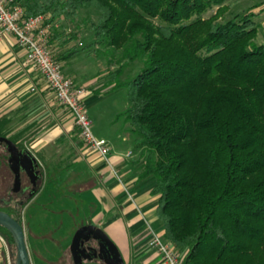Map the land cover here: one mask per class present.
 Listing matches in <instances>:
<instances>
[{
  "label": "trees",
  "instance_id": "16d2710c",
  "mask_svg": "<svg viewBox=\"0 0 264 264\" xmlns=\"http://www.w3.org/2000/svg\"><path fill=\"white\" fill-rule=\"evenodd\" d=\"M226 1H15L24 18L44 15L50 24L96 8L95 37L126 62L143 59L124 81L121 63L111 90L127 89L117 118L145 148L142 177L156 178V213L182 264H264V44L254 13L225 19ZM2 127L0 120V136L24 149ZM37 193L0 210L22 224L21 209ZM0 235L13 257L10 232L0 226ZM67 250L47 264H74Z\"/></svg>",
  "mask_w": 264,
  "mask_h": 264
},
{
  "label": "crops",
  "instance_id": "0c3cea01",
  "mask_svg": "<svg viewBox=\"0 0 264 264\" xmlns=\"http://www.w3.org/2000/svg\"><path fill=\"white\" fill-rule=\"evenodd\" d=\"M252 12L260 24L256 42L264 44V6ZM62 23L60 19L52 28L50 39L53 43L50 45L53 53L61 58L64 75L73 79L78 86L86 88L84 102L90 113V107L117 90L100 88L102 84L95 78L99 73L98 69L88 72V69L79 65L76 59L78 53L68 56L75 43L67 45L62 40L65 37ZM59 24L61 27H58ZM103 112L99 109L97 114L90 117L92 122L95 117L103 124L102 133L96 131L94 134L108 141L110 152L106 158L90 150L81 139L71 113L59 103L40 71L28 59L26 50L17 44L15 37L9 33L0 36L2 130L8 131L9 135H16L18 142L29 143V150L44 165L46 185L36 195L42 193V198L48 187L46 200H53L50 191L54 187L58 190L64 183L73 191L72 200L60 202L64 204L62 214L51 212L57 218L49 221L51 226H40L42 230H46L38 237L46 244L44 252L37 254L41 264H47L67 248L64 243L68 229L61 233L60 238L53 235L56 230L59 231L60 222H55L61 215L63 219H67L66 223L72 224L71 237L80 226L94 224L103 229L116 244L126 263L161 264L158 255L147 244L151 227L160 230L159 234L162 236L164 228L156 213L159 195L152 193L156 178L142 177L145 148L138 146L137 136L129 121L123 117L116 120V116L104 119ZM39 206L40 210L45 208ZM75 217L81 219L75 221ZM49 246L55 250L52 251ZM5 248L0 240V264L9 263ZM68 248L70 251V245ZM65 255L66 253L63 254ZM85 262L104 264L102 261Z\"/></svg>",
  "mask_w": 264,
  "mask_h": 264
},
{
  "label": "rangeland",
  "instance_id": "374dc122",
  "mask_svg": "<svg viewBox=\"0 0 264 264\" xmlns=\"http://www.w3.org/2000/svg\"><path fill=\"white\" fill-rule=\"evenodd\" d=\"M229 6L228 10L225 12L224 18L228 19L233 17L236 14H244V13H251L254 10H257L259 7L264 6V0H227L225 2ZM216 8H213L210 10L206 15H209L213 12H215ZM253 13V12H252ZM99 15V11L96 8H89V9H83L79 12V14L74 18H61L63 21L62 23V29H65L63 34H65L69 37L71 35H75L73 39L69 41V43H75L71 48L75 50L76 53V59L77 63L79 65H82L85 69H88V72H92L91 69H98L99 73L97 76H95L96 80L102 84L100 88H106L108 90H111L116 82V77L113 76L112 72L117 70L121 63H125V65L122 74L119 77V80H127L133 76H136L143 67V59H137L132 62H126L122 58V52L121 50H117L114 48H111L106 45L105 41L98 40L95 37L94 32L89 28V23L94 22L97 20ZM59 22L56 21L55 23H51V29L55 27V25ZM61 24V23H60ZM59 24L58 27H61ZM260 26V24H259ZM69 30V31H68ZM51 32L49 34V43H53L51 41ZM64 36L62 37V40L65 41ZM257 39V37H256ZM68 45V44H67ZM52 52L53 47L49 45ZM70 48V49H71ZM55 54V53H54ZM56 55V54H55ZM60 64V63H59ZM61 65V64H60ZM63 71V70H62ZM71 79V78H70ZM73 80V79H72ZM74 81V80H73ZM75 82V81H74ZM126 87L119 88L117 91H115L113 94L106 96L105 98H101L99 100L98 104L94 107L89 108V115L94 116L98 113V110L101 109L103 112V115H105L104 119H108L111 116H116L119 114V112H122L126 106H128V100L126 97ZM91 118V117H90ZM94 122H92V130L96 133H102V123L100 121H97L94 117ZM116 120H120V118H117ZM92 121V119H91ZM75 125V123H74ZM76 128H78L75 125ZM79 131V129H78ZM80 135V131H79ZM81 137V136H80ZM82 139V138H81ZM22 145L20 147L28 150L32 155L33 153L30 151L31 146L29 143H26L25 141L20 142ZM30 149V150H29ZM34 156V155H33ZM8 157V151L6 149V146L4 144H0V206H5L6 203L8 206L13 207L17 204V199L24 198L29 191L32 188H36L38 192L40 193L41 190L44 189L47 181L46 176V170L44 168V165H41V162L39 159H37L39 166L38 169L40 170L41 177L37 181L36 185L33 186L28 177L22 173L21 175V189L24 191L16 192L13 188V173L8 167L7 158ZM47 187V186H46ZM48 188V187H47ZM47 188L46 191L43 193L42 198L41 194L36 195L33 199H31L22 209H21V220L22 225L24 227L25 235H26V243L30 255V259L32 261V264H41L40 261L37 258L38 253L44 252V245L45 242L41 241L40 238H38L42 232L46 230H42L40 226L48 225L51 226V219H57L56 215H51L53 212L61 213L63 212L62 207L64 204H60V202H63L64 200L67 202L68 200H72L71 193L73 192L66 183L62 184L58 190L54 187V190L50 191L53 194L52 199L53 200H46L47 194L49 193ZM45 200V204L44 200ZM39 205L45 206V208L41 209ZM52 212V213H51ZM60 215V214H59ZM58 217L59 224V231L56 230V232L53 233V235L56 234L57 238H60L62 236V232H67V229L69 232L67 234L65 233V236L67 237L65 241V246L67 248L69 247L72 239V234L70 231H72V224L66 223L67 219H63L62 215ZM81 218L75 217V221H79ZM64 220V221H63ZM63 221V222H62ZM57 225V224H54ZM62 227V228H61ZM152 231L150 232V237L148 238L147 244L149 249L153 250L152 247H150L149 242L151 240V237L153 235L152 232L159 234L160 230H155L153 227H151ZM164 237V236H163ZM0 240L5 244L6 251H7V257H8V264H14L15 255L12 257L11 254V248L8 244H6V240L0 235ZM49 248L52 250L51 246ZM55 249L53 248L52 251ZM155 252V251H154ZM67 258L71 261L70 258V251L69 248L67 250ZM101 262H97V264H100ZM85 264H93L85 262ZM125 264H131L129 261Z\"/></svg>",
  "mask_w": 264,
  "mask_h": 264
},
{
  "label": "built area",
  "instance_id": "2783aa9c",
  "mask_svg": "<svg viewBox=\"0 0 264 264\" xmlns=\"http://www.w3.org/2000/svg\"><path fill=\"white\" fill-rule=\"evenodd\" d=\"M15 1L0 0V36L9 33L15 37L17 44L26 50L28 59L40 71L59 103L71 113L85 144L90 150L106 158L110 145L106 139L96 137L92 130V121L84 102L86 88L78 86L65 76L61 65L54 59L49 46L51 24L46 22L47 16L24 18V9ZM152 233L149 245L160 258L161 264H182V256L174 245L162 235Z\"/></svg>",
  "mask_w": 264,
  "mask_h": 264
},
{
  "label": "water",
  "instance_id": "95a60500",
  "mask_svg": "<svg viewBox=\"0 0 264 264\" xmlns=\"http://www.w3.org/2000/svg\"><path fill=\"white\" fill-rule=\"evenodd\" d=\"M0 144H4L8 151V166L15 176V185L20 183V174L24 171L30 183L35 186L41 177L37 159L28 150L20 149L8 137L0 136ZM0 226L6 228L12 236L15 247L14 264H32L23 225L8 212L0 210ZM70 252L74 264H85L86 260L94 258H99L104 264H125L116 244L103 229L94 224L82 225L75 231Z\"/></svg>",
  "mask_w": 264,
  "mask_h": 264
},
{
  "label": "flooded vegetation",
  "instance_id": "af4514ba",
  "mask_svg": "<svg viewBox=\"0 0 264 264\" xmlns=\"http://www.w3.org/2000/svg\"><path fill=\"white\" fill-rule=\"evenodd\" d=\"M9 155V154H8ZM8 158V157H7ZM8 160V159H7ZM8 162V161H7ZM9 167V166H8ZM22 173L23 174H25L26 175V173L24 172V171H22L21 172V174H20V183L18 184V186H16L15 185V176H14V174H13V188H14V190L16 191V192H19V191H24L23 189H21V175H22ZM27 176V175H26ZM28 177V176H27ZM28 179H29V177H28ZM30 181V180H29ZM91 245H94V243H91ZM86 246H89V244H86ZM87 261V260H86ZM91 261H101L99 258H94V259H92Z\"/></svg>",
  "mask_w": 264,
  "mask_h": 264
}]
</instances>
